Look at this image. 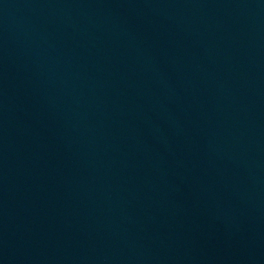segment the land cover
<instances>
[{
    "label": "water",
    "instance_id": "95a60500",
    "mask_svg": "<svg viewBox=\"0 0 264 264\" xmlns=\"http://www.w3.org/2000/svg\"><path fill=\"white\" fill-rule=\"evenodd\" d=\"M0 264H264V0H0Z\"/></svg>",
    "mask_w": 264,
    "mask_h": 264
}]
</instances>
